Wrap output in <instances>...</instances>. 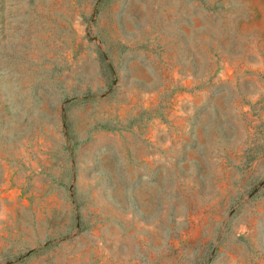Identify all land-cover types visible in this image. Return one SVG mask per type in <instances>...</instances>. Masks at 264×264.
<instances>
[{"label":"rangeland","instance_id":"374dc122","mask_svg":"<svg viewBox=\"0 0 264 264\" xmlns=\"http://www.w3.org/2000/svg\"><path fill=\"white\" fill-rule=\"evenodd\" d=\"M0 264H264V0H0Z\"/></svg>","mask_w":264,"mask_h":264}]
</instances>
